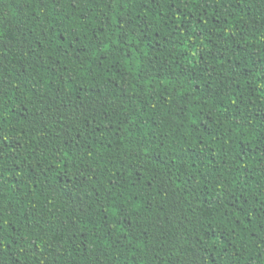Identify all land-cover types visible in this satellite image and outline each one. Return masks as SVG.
<instances>
[{
  "label": "trees",
  "instance_id": "obj_1",
  "mask_svg": "<svg viewBox=\"0 0 264 264\" xmlns=\"http://www.w3.org/2000/svg\"><path fill=\"white\" fill-rule=\"evenodd\" d=\"M0 264H264V0H0Z\"/></svg>",
  "mask_w": 264,
  "mask_h": 264
}]
</instances>
